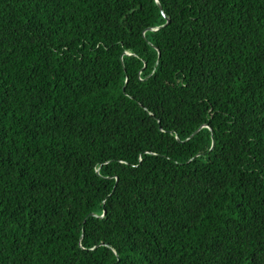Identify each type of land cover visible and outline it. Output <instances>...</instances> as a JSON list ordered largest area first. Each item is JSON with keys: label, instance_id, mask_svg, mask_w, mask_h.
I'll use <instances>...</instances> for the list:
<instances>
[{"label": "trees", "instance_id": "1", "mask_svg": "<svg viewBox=\"0 0 264 264\" xmlns=\"http://www.w3.org/2000/svg\"><path fill=\"white\" fill-rule=\"evenodd\" d=\"M0 264H264V0H0Z\"/></svg>", "mask_w": 264, "mask_h": 264}, {"label": "water", "instance_id": "2", "mask_svg": "<svg viewBox=\"0 0 264 264\" xmlns=\"http://www.w3.org/2000/svg\"><path fill=\"white\" fill-rule=\"evenodd\" d=\"M158 6H159V4H158ZM194 132H195V131H194ZM194 132H193V133H194ZM193 133H192V134H193ZM192 134H190V136H191Z\"/></svg>", "mask_w": 264, "mask_h": 264}]
</instances>
